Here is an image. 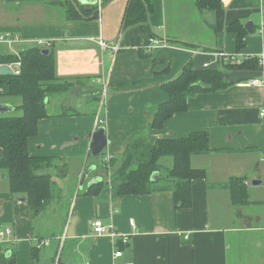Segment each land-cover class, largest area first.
Listing matches in <instances>:
<instances>
[{
	"label": "crops",
	"instance_id": "crops-1",
	"mask_svg": "<svg viewBox=\"0 0 264 264\" xmlns=\"http://www.w3.org/2000/svg\"><path fill=\"white\" fill-rule=\"evenodd\" d=\"M67 1L0 0V34L23 40L12 47L0 44V56L40 47L25 40L50 41L44 49L52 52L55 76L68 84L46 98L49 117L39 121L37 135L27 142L31 157L54 160L37 171L54 183L45 210L32 217L26 196L11 194L0 171V232L10 230L0 239V264H264V227L252 225L261 219L253 208L264 206V118L259 117L264 87L248 85L260 78L262 64L258 61L259 71L226 67L248 58L264 61V0H220L216 11H199L196 0H148L146 22L130 26L124 24L129 0H104L100 10L96 4L90 21L68 20ZM57 4L60 14L52 10ZM234 23L245 30L251 24L240 50L236 34L227 31ZM99 37L106 48L88 40ZM150 39L166 46H154ZM11 63L0 66L11 71ZM188 64L194 70H221L232 85L190 97L185 112L153 129L154 113L168 98L161 86ZM8 93L0 83V104L19 112L20 99ZM82 108L91 113L78 111ZM99 127L108 144L90 160L91 135ZM197 132L207 133L211 152L190 158L191 167L206 176L192 181L189 208L174 209L171 191L120 198L109 190L87 194L100 182L110 185L136 138L154 145ZM106 157L113 166H104ZM158 164L171 169L173 159L161 157ZM232 178L242 179L247 204L219 188ZM96 221L106 228L99 236ZM43 241L48 244L38 247Z\"/></svg>",
	"mask_w": 264,
	"mask_h": 264
},
{
	"label": "trees",
	"instance_id": "trees-1",
	"mask_svg": "<svg viewBox=\"0 0 264 264\" xmlns=\"http://www.w3.org/2000/svg\"><path fill=\"white\" fill-rule=\"evenodd\" d=\"M45 1V0H37ZM68 0L65 12L68 20L95 19L96 6H84ZM220 0H196L199 11H216L220 8ZM148 0H129L124 15L125 26L146 22L150 12ZM228 32L236 34V47H244L247 31L238 23L230 24ZM40 47H32L17 55L0 56V64L20 63L19 75L0 77V83L9 88L8 96L20 99L17 111L20 115L0 116V171L5 174L9 191L13 195H24L32 217L45 210L54 194V183L50 176L40 175L39 169L50 168L52 159L34 158L28 154L27 142L38 133L40 120L49 117L46 98L67 87L66 82L55 76L52 52L42 54ZM258 58H248L238 65H227L229 70L259 71ZM11 63V64H12ZM232 83L224 81L221 70H194L190 64L183 67L181 73L161 87L168 98L157 107L152 120V128L159 129L174 114L186 111V102L198 94L215 93L230 87ZM211 152L206 132L192 133L186 138L159 140L149 145L142 138H136L124 151L119 166L113 171L110 185L100 182L87 191L88 195L99 191H110L112 197L126 195H145L152 192L171 191L174 209H186L191 206V184L194 180H202L206 174L203 170L194 169L190 165L193 155H204ZM173 159L171 169L158 164L161 157ZM113 160L110 165L113 166ZM161 173L153 182L150 177ZM219 188L228 189L234 202L247 204L245 187L241 178H232ZM241 198V199H239ZM241 200V201H238ZM9 264H14L11 261Z\"/></svg>",
	"mask_w": 264,
	"mask_h": 264
},
{
	"label": "built area",
	"instance_id": "built-area-1",
	"mask_svg": "<svg viewBox=\"0 0 264 264\" xmlns=\"http://www.w3.org/2000/svg\"><path fill=\"white\" fill-rule=\"evenodd\" d=\"M102 2H104V0H97V9L100 10L101 8V5H102ZM262 28L264 27V22H262ZM89 41L97 44L99 47L101 48H106L107 45L103 42V40L99 37V38H96V39H88ZM27 41L28 43H33V44H36L37 46H40V47H43V48H49L51 47L52 45V42L50 41H41V40H36V41H29V40H25ZM23 40L16 36V35H11V34H0V44H4V45H7L9 47H12L13 45H16V44H20L22 43ZM150 43L153 44L154 46H166V43L164 41H160V40H156V39H150ZM116 50V49H115ZM220 56H223L222 54H220ZM230 60V58H229ZM259 63H261V72H260V78H254V79H251L248 81V85L250 86H254V87H264V61H263V58L261 57L259 59ZM11 72L12 74L14 75H19L20 73V63L19 62H16L14 63L13 67L11 68ZM259 117L260 118H264V110H262L260 113H259ZM102 123V122H100ZM110 162V157H106L104 159V166H108ZM130 225L132 226V228L134 227V224H133V221L130 222ZM93 230H94V233L96 235H102L104 234L106 228L102 225L101 222L99 221H96L94 222L93 224ZM5 236H10V230L8 229H5L4 231H1L0 232V239L4 238ZM115 235L114 234H111V237H114ZM123 243L125 244L126 243V238H123L122 239ZM48 244V241H43V242H39L38 243V247L40 246H44V245H47ZM116 256H120L121 255V252L117 251L115 253Z\"/></svg>",
	"mask_w": 264,
	"mask_h": 264
},
{
	"label": "water",
	"instance_id": "water-1",
	"mask_svg": "<svg viewBox=\"0 0 264 264\" xmlns=\"http://www.w3.org/2000/svg\"><path fill=\"white\" fill-rule=\"evenodd\" d=\"M77 2L81 5H84V6H91V5H96L97 0H77ZM250 26H251V24H247L245 26L247 32H249V33H250ZM41 52H42V54L47 55L49 51L48 50H42ZM11 75H12V73L8 69L7 66H0V76L6 77V76H11ZM11 111H12L11 106L0 104V116L5 115ZM107 144H108V140H107V137L105 134V129L103 127L97 128L96 130H94L92 132V135H91V141L89 144L90 155L92 157H97V156L101 155L103 150L107 147ZM91 170L92 169L89 168L83 174V176L81 178L82 179L81 184L83 183L84 179L86 178V176L89 174V172ZM150 179H151V181L155 182L158 179V174L154 173L150 177ZM93 184H95V182H92V183L90 182L89 186H92ZM252 184L258 185V184H260V182L254 181V182H252ZM21 201L22 202L25 201V198H22Z\"/></svg>",
	"mask_w": 264,
	"mask_h": 264
},
{
	"label": "rangeland",
	"instance_id": "rangeland-1",
	"mask_svg": "<svg viewBox=\"0 0 264 264\" xmlns=\"http://www.w3.org/2000/svg\"><path fill=\"white\" fill-rule=\"evenodd\" d=\"M52 10L53 11H57V13L58 14H60L61 12H62V7H60V5H56V9H53L52 8ZM2 45H0V47H1ZM7 50V49H6ZM96 106H97V104H95ZM100 107H101V105H99ZM55 110L53 109V108H49V112H54ZM58 111H60V109L57 107L56 108V113H58ZM78 111H81L82 113H86L87 112V114H90L91 113V109L90 108H87L86 110H85V108H82V109H80V110H78ZM8 115V114H7ZM11 115H16V116H18V115H20V112H15V111H12L11 112ZM93 157L91 156L90 157V160L92 159ZM262 172V171H261ZM250 181H253V180H251V178H248ZM254 179H256V178H254ZM56 188V187H55ZM252 214L253 215H259V217L261 218L260 219V222H257L255 219L252 221V225L253 226H260V227H264V206H261V207H254L253 208V210H252ZM264 234V233H263Z\"/></svg>",
	"mask_w": 264,
	"mask_h": 264
}]
</instances>
